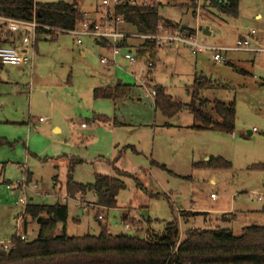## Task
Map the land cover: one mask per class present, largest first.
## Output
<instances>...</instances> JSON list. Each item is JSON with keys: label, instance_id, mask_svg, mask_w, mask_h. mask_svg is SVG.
<instances>
[{"label": "rangeland", "instance_id": "374dc122", "mask_svg": "<svg viewBox=\"0 0 264 264\" xmlns=\"http://www.w3.org/2000/svg\"><path fill=\"white\" fill-rule=\"evenodd\" d=\"M37 1L75 3L84 14L94 12L102 2ZM150 1L160 5L163 19L197 29L199 40L208 45L231 48L239 38L255 31L252 46L264 48V0H241L237 18L218 15L209 7V0L200 5L192 0ZM258 13L262 19L256 18ZM126 27L128 32H136ZM207 27L210 35L204 33ZM102 47L89 36L81 45L68 33L56 40L41 37L33 66L23 69L4 65L0 75V250L14 235L22 233L27 239L38 236V223L18 204L23 192L8 187L23 180L27 170L34 173L31 185L37 187L34 193H28L30 201L59 202L69 208L66 230L60 224L58 234L99 235L107 226L113 234L139 232L147 237V230L149 234H162L174 221H178L182 236L190 227L230 228L239 235L245 227L264 226V171L251 169L264 163V52L229 51L224 61H216L211 52L193 55L187 48L158 49L160 58L150 71L151 84L163 86L174 99L190 105L194 75L199 72L198 78L203 74L214 83L204 92L206 98L236 103V129L232 134L193 129L195 121L189 106L175 120L163 115L140 87L136 78L140 76L139 66H131L120 56L116 67L103 65L100 56L109 53ZM119 79L124 84H136L134 100L126 98L114 104L110 99L94 98L95 88ZM210 107L206 105L205 110ZM99 115L124 126L114 132L105 123L93 120ZM41 117L48 120L46 124L40 125ZM83 120L91 121L89 129H80ZM54 125L62 132H53ZM63 154L84 159L74 172L79 183H94L97 173L117 176L115 164L132 173L134 178H123L126 189L118 196V204L126 207H99L96 201H90L94 197L91 193L84 196L82 205L69 197V161L58 157ZM205 156L224 158L232 166L212 170L220 173L210 182L205 176L209 170L194 168L195 163L207 162ZM125 211L130 228L122 222ZM190 211L203 214L186 223L181 214Z\"/></svg>", "mask_w": 264, "mask_h": 264}, {"label": "trees", "instance_id": "16d2710c", "mask_svg": "<svg viewBox=\"0 0 264 264\" xmlns=\"http://www.w3.org/2000/svg\"><path fill=\"white\" fill-rule=\"evenodd\" d=\"M209 1V7L218 15L232 18L239 16L240 0ZM159 9L160 5L157 4L121 6L117 8V13L123 15L127 24L140 33H156L159 23L172 28H186L185 25L163 19ZM0 15L20 20H32L35 17L40 24L63 31L78 27L83 17L75 3L37 0H0ZM37 32L52 40L65 34L46 28H39ZM101 44L106 46L104 42ZM159 48L156 41L147 40L141 44L138 54L142 58L150 57L155 62ZM213 85V81L203 74L196 78L190 105L174 99L163 86H157L155 108L166 117L173 118L189 106L195 121L191 126L193 129L233 133L236 129V103L206 98L204 92ZM133 88L125 84L97 87L94 89V98L124 99L131 95ZM206 105H211L210 110H205ZM93 118L101 123L112 120L105 115ZM112 123L120 122L114 120ZM83 162V159L75 157L69 162L67 195L75 198L78 194L86 196L91 193L95 196L97 206L117 208L118 196L126 189L123 178H134V175L114 165L117 176L97 173L94 183H79L74 178V172L76 166ZM231 166V162L221 157H211L207 162L194 164V168L200 170H222ZM251 169L264 171V163L255 164ZM26 181L30 183L28 178ZM25 213L36 222L39 217L44 218V222L38 224V236L22 240L14 235L11 239L14 247L0 251V264H264V226L245 227L239 235L230 228L190 227L182 236L178 221H174L166 225L162 234H149L147 230V237L141 236L139 232L135 235L113 234L107 226L102 227L99 235L75 237L69 236L66 231L58 234L60 224L66 230L69 208L65 204H37L29 201ZM199 214L203 213L190 211L181 216L189 223ZM128 218V215L123 216L125 221Z\"/></svg>", "mask_w": 264, "mask_h": 264}, {"label": "built area", "instance_id": "2783aa9c", "mask_svg": "<svg viewBox=\"0 0 264 264\" xmlns=\"http://www.w3.org/2000/svg\"><path fill=\"white\" fill-rule=\"evenodd\" d=\"M203 0H192L196 5H200ZM150 0H102L100 4V19L93 21L82 17L78 27L70 30H60L40 24L34 17L32 20H20L4 15H0V64L11 66H23L32 64V54L23 51L20 47L12 44L1 43L2 40L8 39L13 34L22 35V43L25 46L34 47L40 36L38 34L39 28L51 29L56 32H64L65 34H72L75 42L78 45L83 44V38L86 36L99 40L100 43L104 42L105 49L109 54H102L100 61L105 66L117 65L118 57L126 60L131 66L137 65L140 69L139 79L140 87L146 92V96L155 101L157 89L155 85L151 84L150 71L153 69L155 62L150 57L142 58L138 52L141 44L147 40L156 41L159 46L166 47H186L193 55L211 52L216 61H224V54L229 51H245V52H264V48H254L252 46V35L239 38L234 47H216L208 45L199 40L198 30L187 26L186 28L177 27L172 28L163 23L157 25V31L153 34H145L140 32H128L123 29L128 24L123 15L117 13V8L121 6H139V5H152ZM45 38V37H43ZM124 43H127L125 45ZM46 119L41 117L40 122ZM82 128H86L87 124L83 122ZM9 188H17L23 192V196L18 201V204L24 207L23 213L29 204L28 193L35 192L36 185L27 183L26 177L18 181L14 186L9 185ZM83 194H78L75 200L78 204H83ZM102 219V216H99ZM126 227L130 228V224L126 223ZM18 236L25 240V234H18ZM14 247L12 241L3 244L5 250H10Z\"/></svg>", "mask_w": 264, "mask_h": 264}, {"label": "crops", "instance_id": "0c3cea01", "mask_svg": "<svg viewBox=\"0 0 264 264\" xmlns=\"http://www.w3.org/2000/svg\"><path fill=\"white\" fill-rule=\"evenodd\" d=\"M241 1V0H240ZM83 14V17H85V18H87V19H90V20H93V21H97V20H99L100 19V16H101V13H100V6H98V7H96V9L94 10V12H90V13H82ZM256 18H258V19H262L263 18V15L261 14V13H258L257 15H256ZM172 20V19H171ZM172 22H174V23H180L181 25H185V23H183V22H181V21H175V20H173ZM123 29L124 30H126V31H128L127 30V27H123ZM210 34H211V32H210ZM210 34H208V35H210ZM58 38V37H57ZM56 38V39H57ZM44 39H47V38H44ZM55 39V40H56ZM38 40H41V38H39ZM1 43H7V44H12V45H14V46H17V47H20L23 51H26L27 50V53H29V54H32L31 55V57H32V64H30V65H23V66H19L20 68H23V69H25V67L26 66H33V56L35 57V55L37 54V45H38V41L36 42V44H35V46L34 47H32V46H25V45H23V43H22V35L21 34H13L12 36H10L8 39H6V40H2L1 41ZM96 43L98 44V45H102L101 43H100V41L99 40H96ZM103 46V45H102ZM105 51H106V49H105V47H102ZM160 48H162V47H160ZM163 48H175V49H180V48H186V47H163ZM82 54H85V52L84 51H82ZM159 58H160V56H159V51H158V55H157V61L159 60ZM119 66V65H118ZM3 67H4V65H2V64H0V75H1V73H2V69H3ZM109 67H116V65H112V66H109ZM157 67V66H156ZM109 71L111 70V68H109L108 69ZM197 72V71H196ZM199 72H197L194 76V83H195V80H196V77H197V74H198ZM114 78L116 79L117 77H116V75H114ZM119 81H121V84H124V81L123 80H121V79H119V80H117V83L115 82L114 84H109V85H107L106 87H111L112 85H120L118 82ZM31 83H32V81H31ZM125 85H131V86H134V88L132 89V93H131V95L129 96V97H127V98H132L133 100H134V93H133V91H134V89L136 88V84H131V83H126ZM31 89H30V91L32 90V87H30ZM139 95V94H138ZM93 96H94V90H93ZM139 98V100L141 99L140 97H138ZM126 98H124V99H119V100H125ZM110 100H112V99H110ZM119 100H112L113 102H114V104H116L117 103V101H119ZM178 116V115H177ZM177 116H175V117H173V118H171V120H175V119H177ZM47 121L48 120H45V121H43V122H40L39 121V123H40V125H42V124H46L47 123ZM84 121V120H83ZM86 124H87V127L86 128H80V129H82V130H86V129H89V124H90V122L91 121H89V120H85L84 121ZM35 123L36 122H34L33 124L35 125ZM81 123H82V121H81ZM121 123V122H120ZM120 123H118V124H114V123H112V120L110 121V122H108V123H105L104 125L105 126H107V127H109V128H111V129H113V130H115L114 132H119V130L122 128V126H124L123 124H120ZM52 131L53 132H56V133H60V132H62V129L60 128V127H58V126H52ZM235 132H233L232 134H234ZM251 134H253V132H251L250 131V135ZM31 145V144H30ZM126 147V146H125ZM133 151H137L138 152V150H136V148H134V150ZM58 157H60L61 159L62 158H65L67 161H69L70 162V160L73 158V157H69L68 156V154H63V155H59ZM119 157H121V156H118V159H119ZM211 157H209V156H205V160L204 161H208L209 159H210ZM84 160V159H83ZM152 162V164L154 163V164H156V165H158L159 163H157V162H155V161H153V160H151ZM69 162H68V165H69ZM85 162V161H84ZM68 165H67V169H68ZM116 165V164H115ZM4 168V167H3ZM122 170V169H121ZM201 170H205V169H201ZM206 171V170H205ZM210 171V170H209ZM209 171H206V178L208 177V179L210 180V182H213L215 179H216V177L219 175V173H220V171H216V172H213L212 170V173H210ZM24 174H25V177L26 178H28L29 179V181H30V183H32V182H34V176H33V172L32 171H29V170H27V171H25L24 172ZM53 180H54V182H57V177L55 176L54 178H53ZM216 181V180H215ZM9 183L8 181H6L5 180V183ZM12 189V188H11ZM17 189V188H16ZM66 194H67V192H66ZM89 195V194H88ZM92 196H94V195H92ZM214 198H216V197H214ZM31 200H33V196L31 197ZM90 200V199H89ZM96 199H95V196L92 198V200H90L91 202H93V201H95ZM216 200V199H215ZM133 206H135V205H133ZM123 207H126V206H123V205H120L119 204V206L117 207L118 209H120V210H122V208ZM228 213H231V214H234L235 212H233V211H228ZM81 214H82V211H81ZM129 213L127 212V211H125L124 212V214H123V216H126V215H128ZM28 222V221H27ZM26 221H25V225H26V229H28V223H27ZM122 222H123V224H125L126 223V221L122 218ZM133 229H137L138 230V228H136V227H134L133 226ZM38 233H39V231H38ZM18 235V234H17ZM1 246H2V243H1ZM2 249H3V246H2ZM1 249V250H2ZM0 250V251H1Z\"/></svg>", "mask_w": 264, "mask_h": 264}, {"label": "water", "instance_id": "95a60500", "mask_svg": "<svg viewBox=\"0 0 264 264\" xmlns=\"http://www.w3.org/2000/svg\"><path fill=\"white\" fill-rule=\"evenodd\" d=\"M204 33L205 34H210V31H209V28L208 27L204 30ZM118 83L121 84V81H119ZM43 222H44V218L43 217H39L38 220H37V223L38 224H41Z\"/></svg>", "mask_w": 264, "mask_h": 264}]
</instances>
